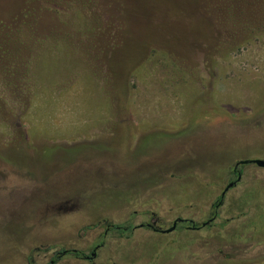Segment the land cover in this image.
<instances>
[{"label": "rangeland", "instance_id": "obj_1", "mask_svg": "<svg viewBox=\"0 0 264 264\" xmlns=\"http://www.w3.org/2000/svg\"><path fill=\"white\" fill-rule=\"evenodd\" d=\"M249 159L264 0H0V264H264Z\"/></svg>", "mask_w": 264, "mask_h": 264}, {"label": "flooded vegetation", "instance_id": "obj_2", "mask_svg": "<svg viewBox=\"0 0 264 264\" xmlns=\"http://www.w3.org/2000/svg\"><path fill=\"white\" fill-rule=\"evenodd\" d=\"M250 161H251V159H249ZM232 177H243V175H242V173H241V171L238 169V167H235L233 170H232V175H231ZM217 202H218V200L215 202V203H213V205H212V207H213V209L215 210L214 211V214L212 215V217H210V219L209 220H211L212 218H214L215 216H216V213L218 212V209H219V207L220 206H216L217 205ZM188 223V222H187ZM157 224V223H156ZM193 224H195L196 226L195 227H197V226H199L198 228H203L204 227V225L203 224H197L196 222H191V224L190 225H193ZM210 225H212V222L209 224V226ZM207 225H205V227H206ZM143 227H147L148 229H151L152 231H156V232H159V231H162V230H160V229H157L158 228V226L157 225H155V223H154V226H152V225H150V222L148 223V222H146V223H144V225H143ZM192 227V226H191ZM134 228H136L135 226H133V225H121V224H114V223H107L106 224V228H105V232H104V234L103 235H107L108 233H109V231H111V230H117V231H119V232H126V231H128V230H130V229H134ZM195 229H197V228H195ZM102 244L103 243H100V244H98L96 247H94L93 249H92V251H90L89 253H86V252H84V251H82V250H79V249H76V248H60V249H58V250H56L55 252H54V254L56 253V252H59L61 249H65L66 251L67 250H73V251H77V252H80V254L79 255H73L72 253H69V254H64L61 258H60V260L63 258V257H65V256H67V255H72V256H74L75 258H77V259H79V260H84V261H88V262H90V264H94V260H95V258L97 257V249L100 247V246H102ZM54 254H53V256H54ZM53 256L51 257V261H52V258H53ZM29 264H31L30 262H29Z\"/></svg>", "mask_w": 264, "mask_h": 264}, {"label": "trees", "instance_id": "obj_3", "mask_svg": "<svg viewBox=\"0 0 264 264\" xmlns=\"http://www.w3.org/2000/svg\"><path fill=\"white\" fill-rule=\"evenodd\" d=\"M225 196V195H224ZM224 196H220L219 199H218V202H217V207L218 206H221L223 200H224ZM192 228H198L199 226L195 227L196 225L193 224L191 225ZM69 253H72L73 255H79L80 252H77V251H73V250H65V249H61L59 252H56L52 258V261L49 260L46 264H57L59 261H60V258L64 255V254H69Z\"/></svg>", "mask_w": 264, "mask_h": 264}, {"label": "water", "instance_id": "obj_4", "mask_svg": "<svg viewBox=\"0 0 264 264\" xmlns=\"http://www.w3.org/2000/svg\"><path fill=\"white\" fill-rule=\"evenodd\" d=\"M247 162H253V163H256V164H258V165L264 167V160H262V159H253V160H251V161H240L238 164H245V163H247ZM233 184H234V183H230V184L227 186V188L223 191L222 196L225 195L226 191H227V190H228ZM179 221H182V219H178V220H176V221L174 222L173 227L170 228V229H168V230L165 231V232H170V231L174 230L175 227H176V225H177V223H178ZM204 224H207V223H204Z\"/></svg>", "mask_w": 264, "mask_h": 264}]
</instances>
